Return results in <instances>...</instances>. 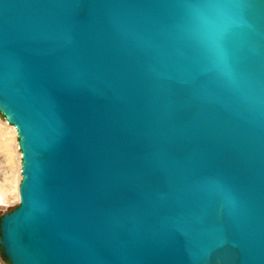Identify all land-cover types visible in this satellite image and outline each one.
I'll list each match as a JSON object with an SVG mask.
<instances>
[{"label": "water", "instance_id": "95a60500", "mask_svg": "<svg viewBox=\"0 0 264 264\" xmlns=\"http://www.w3.org/2000/svg\"><path fill=\"white\" fill-rule=\"evenodd\" d=\"M0 114L10 264H264V0H0Z\"/></svg>", "mask_w": 264, "mask_h": 264}, {"label": "rangeland", "instance_id": "374dc122", "mask_svg": "<svg viewBox=\"0 0 264 264\" xmlns=\"http://www.w3.org/2000/svg\"><path fill=\"white\" fill-rule=\"evenodd\" d=\"M20 170L21 151L17 132L0 114V219L19 205ZM2 259L4 264H10L5 258Z\"/></svg>", "mask_w": 264, "mask_h": 264}, {"label": "built area", "instance_id": "2783aa9c", "mask_svg": "<svg viewBox=\"0 0 264 264\" xmlns=\"http://www.w3.org/2000/svg\"><path fill=\"white\" fill-rule=\"evenodd\" d=\"M0 249H1V247H0ZM2 258H4V256H3L2 251H1L0 252V264H4Z\"/></svg>", "mask_w": 264, "mask_h": 264}, {"label": "trees", "instance_id": "16d2710c", "mask_svg": "<svg viewBox=\"0 0 264 264\" xmlns=\"http://www.w3.org/2000/svg\"><path fill=\"white\" fill-rule=\"evenodd\" d=\"M18 206H19V205H18ZM18 206H17L15 209H17V208H18ZM15 209H14V210H15ZM4 258H5V257H4Z\"/></svg>", "mask_w": 264, "mask_h": 264}]
</instances>
